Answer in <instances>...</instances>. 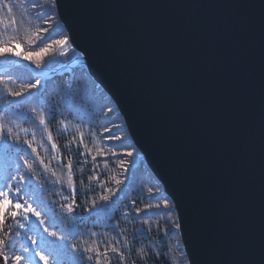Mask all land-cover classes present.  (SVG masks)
<instances>
[{
	"label": "water",
	"instance_id": "obj_1",
	"mask_svg": "<svg viewBox=\"0 0 264 264\" xmlns=\"http://www.w3.org/2000/svg\"><path fill=\"white\" fill-rule=\"evenodd\" d=\"M56 1L73 69L116 103L189 263L264 264V0Z\"/></svg>",
	"mask_w": 264,
	"mask_h": 264
},
{
	"label": "trees",
	"instance_id": "obj_2",
	"mask_svg": "<svg viewBox=\"0 0 264 264\" xmlns=\"http://www.w3.org/2000/svg\"><path fill=\"white\" fill-rule=\"evenodd\" d=\"M5 3L13 7L11 14L4 7ZM49 17L51 24L45 23V19ZM44 27L49 28L50 32L56 29L54 35L59 32L68 35L59 20L54 0H0V43L10 44L15 51L18 48L20 53L38 50L43 41L38 40L37 36L47 34L43 32L38 34L37 28ZM69 45L65 56H48L41 68L53 69L73 60L77 51L72 50L74 47L70 39ZM16 60V56L11 55L0 58V67L13 64ZM0 76L5 79L11 77L15 81L14 84L9 81L11 87H18L21 82L38 78L24 65L0 70ZM66 85H69L70 89L66 88ZM11 100L12 98L7 96L3 87L0 86V105L5 109L3 113H0V123L10 122L8 126H13L14 131H19L21 128L29 129L27 137L29 139L32 138L31 132L35 131L34 146L37 147L46 163L51 161L50 169L56 172V176H52L49 172L41 177L39 173L42 169L37 167L38 178L47 180V183L43 184V196L41 197L46 207H41L40 210L50 211L55 215L59 228L69 244L82 241L84 247L99 248L102 253L107 251V258L101 257L99 264H189L183 248L180 229L176 230L172 225V221L179 222L174 202L141 158V152L134 144L115 102L90 76L86 68L81 67L73 71V81L58 83L51 80L46 83L44 91L41 86L39 93L33 92L31 97L9 103ZM32 108L44 112L47 130L51 132L53 142L57 144L59 152L52 151L51 143L47 140V131L39 126L38 119L29 111ZM108 108H111L112 112L104 115L103 113ZM114 123L119 124L120 127L113 131L122 135L123 142L129 148L134 149L133 157H123L126 161L125 167L129 169L126 174L127 178L122 174L123 169L119 166L120 157L107 154L109 144L107 136L110 133H106L105 128H111ZM16 125L19 127L16 128ZM81 133L84 134V143L92 150V155H96L97 148H100L103 149L105 156H97V160L93 161L91 156L78 157L75 155L76 144L79 143ZM20 134L24 136V133ZM79 150L84 151L83 147ZM61 155L64 158V164L68 159L73 161L72 172L73 182L77 188L76 199L81 205L72 218L60 208V204L65 202L63 199L65 196L69 197L67 203H71L68 170L57 159H52L53 156L60 157ZM9 163L12 162L6 163L0 156V182H3L7 175ZM94 175L99 177V181L89 180V177ZM113 177L121 180L122 184L117 185ZM100 182H103V188ZM32 184L38 190L41 187L36 184V181H32ZM107 188H111L116 194L113 196L105 190ZM149 188L156 193L155 197L149 195ZM117 189L120 190L116 191ZM101 195H109L111 203L104 205L99 199ZM93 199L97 202V209L90 212L89 207ZM53 201L56 203L53 204ZM158 201H167L170 204L169 215H165L169 210L162 207L152 212H141L139 216L136 215V209ZM101 205H103L102 208ZM142 220H149L151 228L143 224ZM165 228L171 229L170 235L164 234ZM92 233L97 235L93 237ZM125 239H127V248L124 247ZM26 242L21 232L13 251L19 250L20 246ZM61 243V241H56L53 247ZM45 247L49 252L52 251L51 247ZM112 247L124 252L123 261L111 251ZM88 255H93V259L88 260ZM60 259L61 264H71V260H75L76 264H96L94 253H85L83 258H79L78 254L72 252L71 247L65 250V254ZM37 262L38 258L34 264ZM50 264H52L51 260Z\"/></svg>",
	"mask_w": 264,
	"mask_h": 264
},
{
	"label": "snow or ice",
	"instance_id": "obj_3",
	"mask_svg": "<svg viewBox=\"0 0 264 264\" xmlns=\"http://www.w3.org/2000/svg\"><path fill=\"white\" fill-rule=\"evenodd\" d=\"M4 7L7 12L11 14L13 12V7L5 3ZM51 18H46L45 23L51 24ZM15 23V21H13ZM56 29L51 32L49 28H37V33L43 32L47 34L46 36H37L38 40L43 41L42 45L39 46L38 50L28 51V52H16L14 47L10 44L0 43V58L11 55L20 57L24 61H29L35 65L36 68H41L44 60L48 56H65L68 53L69 39L70 37L62 32L53 34ZM59 37V38H54ZM76 51L75 48L72 49ZM78 55H83V53H77ZM39 75H44L40 73ZM9 81L13 84L15 81L11 77L5 79L0 76V86L3 87V91L7 96L11 97L12 101L19 100L21 98L31 97L33 92L39 93L42 86L41 79H34L27 82H21L18 87L9 86ZM66 88L70 89L69 85ZM43 107V105H41ZM5 111L4 107L0 105V113ZM35 118L38 119L39 126H42L45 131H47V140L51 143V149L54 153L59 152V148L55 142H53V137L50 131L47 130V122L44 112L38 111L36 108L29 110ZM112 112L111 108H108L104 115H108ZM63 123V121H61ZM8 123H0V156L3 157L6 163H9V170L7 175L4 177L3 182H0V264H34V261L38 258L37 264H61V256L65 254V250L71 247L74 254H78L79 258H83L85 253H94L96 257V264H99L100 258H107V251L101 252L99 248L84 247L83 242H74L69 244L65 235L60 230L54 214L50 211H41V207H46L44 205L43 199V184L47 183V180H41L37 176V167L42 169L39 173L41 177L46 176L51 172L52 176H56L55 171H51L49 160L47 163L45 159L42 158L37 150L35 144V131L31 132L32 138H27L29 135V129L21 128L19 131H14L13 126H8ZM16 128L19 126L16 125ZM119 124H113L111 128H105L106 133H110L107 136L108 144V155L112 157H120L119 166L123 169V173L126 177L128 168L125 167L126 161L123 157H133L134 149L129 148L123 141L124 137L115 131L118 129ZM24 133L22 137L20 133ZM41 146H43L41 144ZM83 147L84 151L79 149ZM77 152L75 155L78 157L91 156L93 161L97 160V156H105L103 149L97 148L96 155H92V150L87 147L84 143V134H80L79 143L76 144ZM123 149V151H120ZM30 150V152H29ZM71 150V149H69ZM35 157V159H33ZM52 159H57L58 162L67 168L68 170V182L71 192V203H67L69 197L65 196L63 199L65 202L60 204V208L65 214L72 218L76 215V210L81 207L77 203V188L73 182V161L68 159L67 163L64 164V158L53 156ZM105 167L107 165L105 164ZM95 179L99 181L98 176H91L89 180ZM117 185H121L122 181L112 178ZM32 181H36L37 185H40L38 190ZM83 181H81L82 183ZM100 186L103 188V182H100ZM107 192L111 193L113 196L116 194L111 188L105 189ZM117 189L116 191H119ZM151 197H155L156 193L153 192L151 188L148 190ZM100 201L104 205L111 203L109 195H101L99 197ZM53 204L56 202L53 201ZM103 205H101V208ZM168 209L169 212L165 215H169L171 212L170 204L167 201H158L155 204L149 203L144 208L136 209V215L139 216L141 212H152L160 208ZM97 209V202L95 199L91 201L89 211ZM155 214V213H154ZM34 218V219H33ZM11 221V223H9ZM142 223L151 225L149 220H142ZM172 225L176 230L181 228V224L178 221H172ZM139 231V229L137 230ZM21 232L26 239V243L20 246V249L13 251L17 239L21 236ZM164 234L170 235L171 229L165 228ZM93 237L96 233L91 234ZM61 241L62 243L53 247L54 242ZM119 243V241H117ZM51 247L52 251L49 252L48 248ZM127 239H125L124 247L127 248ZM111 251L116 253L120 260L123 261L125 254L123 251L112 247ZM143 251V249H141ZM88 260L93 259V255L87 256ZM71 264H76L75 260H71Z\"/></svg>",
	"mask_w": 264,
	"mask_h": 264
},
{
	"label": "bare ground",
	"instance_id": "obj_4",
	"mask_svg": "<svg viewBox=\"0 0 264 264\" xmlns=\"http://www.w3.org/2000/svg\"><path fill=\"white\" fill-rule=\"evenodd\" d=\"M55 2V5H56V10H57V13H58V16H59V20L62 22L61 20V17L59 15V12H58V8H57V4H56V0H54ZM63 26L65 27L64 23L62 22ZM66 29V28H65ZM67 31V30H66ZM68 33V31H67ZM69 36V34H68ZM22 62V60H20ZM19 61V62H20ZM19 62H16V63H19ZM85 63V61L83 60V58L80 56L78 58H76V60L68 65H62L61 67L53 70V71H50V72H44V71H40V73H44V75H39L42 79H46V78H49V77H55V78H66L68 79L69 78V74L71 73L72 71V68L78 64H82V63ZM27 64V63H25ZM12 67V66H11ZM10 68V67H9ZM116 104V103H115ZM117 106V105H116ZM118 108V107H117ZM119 110V109H118ZM120 112V111H119ZM121 114V113H120Z\"/></svg>",
	"mask_w": 264,
	"mask_h": 264
},
{
	"label": "rangeland",
	"instance_id": "obj_5",
	"mask_svg": "<svg viewBox=\"0 0 264 264\" xmlns=\"http://www.w3.org/2000/svg\"><path fill=\"white\" fill-rule=\"evenodd\" d=\"M16 52H20L18 48L16 49Z\"/></svg>",
	"mask_w": 264,
	"mask_h": 264
}]
</instances>
